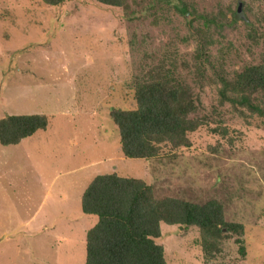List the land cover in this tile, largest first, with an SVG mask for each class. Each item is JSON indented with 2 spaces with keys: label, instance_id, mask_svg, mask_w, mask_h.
Masks as SVG:
<instances>
[{
  "label": "rangeland",
  "instance_id": "rangeland-1",
  "mask_svg": "<svg viewBox=\"0 0 264 264\" xmlns=\"http://www.w3.org/2000/svg\"><path fill=\"white\" fill-rule=\"evenodd\" d=\"M131 1L125 11L96 0H0V118H48L45 129L0 144V264H85L98 218L82 212L81 195L112 172L142 179L157 198L217 199L226 221L243 224L205 256L197 226L162 223L155 241L167 264H264V115L218 91L219 74L264 59V0H187L196 20L172 4ZM204 34L208 60L195 59ZM159 64L188 85L205 123L188 132V146L127 158L109 112L134 107L135 76Z\"/></svg>",
  "mask_w": 264,
  "mask_h": 264
},
{
  "label": "trees",
  "instance_id": "trees-1",
  "mask_svg": "<svg viewBox=\"0 0 264 264\" xmlns=\"http://www.w3.org/2000/svg\"><path fill=\"white\" fill-rule=\"evenodd\" d=\"M43 1L58 5L68 0ZM96 1L125 11L130 9L129 0ZM241 3L238 1L237 7ZM163 4H172L184 15L192 6L187 0H177V3L147 0L142 10ZM194 11L190 14L196 20ZM232 14L236 20L238 9L232 10ZM201 32L198 30L197 34ZM203 37L206 39V34ZM209 42L206 39L197 45L195 59L208 60L205 46ZM172 67L159 64L136 75L133 81L135 106L112 108L109 112L118 128L121 151L127 158L154 157L161 145L167 143L172 147L188 146V132L205 123V119L196 115L197 99L188 85L175 78ZM219 80L222 101L264 115V106L258 99L259 94L264 98V59L244 66L231 78L219 74ZM47 124L45 114H7L0 118V144H17L35 131L45 129ZM81 209L98 218L86 233L85 264H167L163 246L155 241L161 235L162 223L197 226L205 256L216 251L229 232L241 235L244 230L242 223L225 220L223 205L217 199L196 203L176 197L157 198L152 186L142 179L115 172L98 174L89 182L81 195ZM237 242L239 253L245 255L240 237Z\"/></svg>",
  "mask_w": 264,
  "mask_h": 264
}]
</instances>
